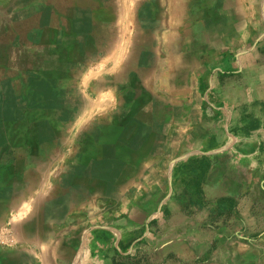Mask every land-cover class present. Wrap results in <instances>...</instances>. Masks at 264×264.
Instances as JSON below:
<instances>
[{"label": "rangeland", "instance_id": "rangeland-1", "mask_svg": "<svg viewBox=\"0 0 264 264\" xmlns=\"http://www.w3.org/2000/svg\"><path fill=\"white\" fill-rule=\"evenodd\" d=\"M140 4L144 1L0 0V256L25 250L14 222L32 213L33 188L41 181L42 166L54 163V145L66 139L60 135L82 128L73 118L86 101L95 102L102 83H114L115 50L119 47L122 58L138 55L153 36L150 10ZM193 6L167 10L166 16L174 14L185 23L166 28L202 38L194 42L204 51V60L218 54V64L202 79L213 74L220 89L227 88L228 96L236 99L227 128L222 119L215 123L219 137L212 146L243 130L253 135L261 131L264 142V0H194ZM205 18L215 23L206 24ZM213 111L204 108V123L217 119ZM99 117L96 125L103 128L106 119ZM228 158L221 155L216 161ZM181 203L186 209L195 202ZM209 203L201 202L200 209L191 211L187 224L178 217L170 223L162 219L161 208L149 220L152 231H143L137 239L131 232L115 235L98 229L123 215L117 202H103L101 217L76 235L73 249L66 243L59 254L72 257L74 264H264V154L252 167L250 190L239 202V214L232 202ZM127 206L130 203L124 209ZM179 224L186 225L168 231ZM259 226L261 231L254 229ZM237 227L240 232H234Z\"/></svg>", "mask_w": 264, "mask_h": 264}, {"label": "crops", "instance_id": "crops-1", "mask_svg": "<svg viewBox=\"0 0 264 264\" xmlns=\"http://www.w3.org/2000/svg\"><path fill=\"white\" fill-rule=\"evenodd\" d=\"M141 1L144 4L139 7L152 15L153 36L147 37L138 55L122 58L119 47L115 50L118 66L114 75L109 72L114 83H102L95 102L88 105L86 101L73 118L82 128L60 135L66 139L54 145V163L42 166L41 181L33 188L32 213L14 222L25 250L2 252L0 264H74L72 257L60 256L59 250L66 243L74 248L76 235L85 231L89 221L101 217L106 201L117 202L123 215L98 229L115 235L131 232L137 239L143 231L150 232L149 220L161 208L162 219L168 218L169 223L177 217L180 223L184 219L190 223L189 214L204 201L232 202L239 214V202L250 190L252 167L264 154L261 131L255 135L237 131L235 136L228 135L229 144L222 138L212 146L219 137L215 123L222 119L227 128L236 99L228 96L227 88L220 89L213 74L202 79L218 64V54L204 60V51L194 42L202 38L166 28L185 23L174 14L166 16L167 10L194 7V0ZM204 22L215 23L212 18ZM209 106L217 119L204 123L203 111ZM99 116L106 119L103 128L96 125ZM221 155H229L228 160L216 161ZM182 201L195 203L185 209ZM126 202L130 206L124 209ZM125 215L127 221L119 220ZM186 224L169 226L168 231ZM240 230L237 227L234 232Z\"/></svg>", "mask_w": 264, "mask_h": 264}, {"label": "bare ground", "instance_id": "bare-ground-1", "mask_svg": "<svg viewBox=\"0 0 264 264\" xmlns=\"http://www.w3.org/2000/svg\"><path fill=\"white\" fill-rule=\"evenodd\" d=\"M30 1V0H29ZM69 1V0H68ZM106 0H104V2H105ZM94 2V1H93ZM102 2H103V0H102ZM65 3V2H64ZM70 3V2H69ZM81 3V2H80ZM87 3H89V2H87ZM82 4H84V3H82ZM98 4V3H97ZM24 5V4H23ZM70 5V4H69ZM78 5V4H77ZM17 6V5H16ZM64 6V5H63ZM66 6V5H65ZM50 8V7H49ZM48 8V9H49ZM73 8V7H72ZM78 8V7H77ZM69 9V8H68ZM79 9V8H78ZM32 10V9H31ZM63 10H65L64 8H63ZM81 10V9H80ZM87 10H88V8H87ZM92 10V9H91ZM72 11V10H71ZM20 12V11H19ZM35 12V11H34ZM66 12V11H65ZM73 12V11H72ZM81 12V11H80ZM93 13V12H92ZM55 14H58V13H55ZM65 14V13H64ZM40 15V14H39ZM60 15V14H59ZM72 14H70V16H71ZM74 15V14H73ZM79 15V13L77 14V18L79 17L80 18V16H78ZM84 15H86V13L84 14ZM64 16V15H63ZM68 16H69V13H68ZM43 17V16H42ZM52 17V16H51ZM91 17V16H90ZM93 17V16H92ZM69 18V17H68ZM71 18V17H70ZM23 19V18H22ZM75 19V18H74ZM84 19V18H83ZM92 19V18H91ZM51 20V19H50ZM68 20H70V19H68ZM19 21V20H18ZM92 21V20H91ZM95 21H97V20H95ZM39 22V21H38ZM66 22H67V20H66ZM71 22V21H70ZM78 23H79V20L77 21ZM83 22V21H82ZM81 22V23H82ZM86 22V21H85ZM16 23V22H15ZM14 23V24H15ZM56 23V22H55ZM73 23V22H72ZM88 23V22H87ZM28 24V23H27ZM80 24V23H79ZM83 24V23H82ZM19 25V24H18ZM22 25H23V23H22ZM57 25H58V23H57ZM56 25V26H57ZM75 24H73V27H75L76 28V26H74ZM93 25V24H92ZM28 26V25H27ZM14 27V26H13ZM22 27V26H21ZM24 27V26H23ZM29 27V26H28ZM45 27V26H44ZM55 27V26H54ZM66 27H67V25H66ZM70 27V26H69ZM26 28V27H25ZM39 28V27H38ZM66 29V28H65ZM6 30V29H5ZM28 30H29V28H28ZM73 30V29H72ZM18 31H20V29L18 30ZM18 31H17V33H18ZM21 31H23L24 32V30H21ZM75 31V30H74ZM16 32V31H15ZM63 32H65V31H63ZM20 33V32H19ZM46 33V32H45ZM67 34V33H66ZM74 34V33H73ZM87 34V33H86ZM2 35V34H1ZM15 35V34H14ZM65 35V34H64ZM70 35V34H69ZM22 37L24 36V34L23 35H21ZM50 36V35H49ZM57 36V35H56ZM72 37V36H71ZM50 38V37H49ZM9 41V40H8ZM32 42V41H31ZM5 45V44H4ZM33 45V44H32ZM46 45V44H45ZM39 46V45H38ZM1 48V47H0ZM9 48V47H8ZM16 51V50H15ZM43 54V53H42ZM5 55H7V54H5ZM52 55V54H51ZM1 56H3V55H1ZM30 56V55H29ZM5 57V56H4ZM11 57V56H10ZM7 58V57H6ZM14 59V58H13ZM29 59H30V57H29ZM10 61V60H9ZM5 62H7V59H6V61ZM9 63V62H8ZM61 63H63V62H61ZM11 66V65H10ZM24 68V67H23ZM13 69V68H12ZM34 70V69H33ZM49 70V69H48ZM52 70H54V69H52ZM51 70V71H52ZM36 71V70H35ZM46 71V70H45ZM40 75H42V74H40ZM9 94V93H8ZM136 117V116H135ZM134 118V117H133ZM137 119H139V118H137ZM141 120V119H140ZM144 124H146V123H144ZM110 127H112V125L110 126ZM142 131V129H139L138 130V132L139 131ZM143 132V131H142ZM96 133H97V130H96ZM7 137V136H6ZM18 137V136H17ZM105 137V136H104ZM114 142V141H113ZM121 151V150H120ZM126 154V153H125ZM134 171V170H133Z\"/></svg>", "mask_w": 264, "mask_h": 264}]
</instances>
